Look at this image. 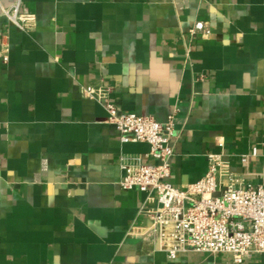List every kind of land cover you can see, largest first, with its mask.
Masks as SVG:
<instances>
[{"label":"crops","instance_id":"0c3cea01","mask_svg":"<svg viewBox=\"0 0 264 264\" xmlns=\"http://www.w3.org/2000/svg\"><path fill=\"white\" fill-rule=\"evenodd\" d=\"M89 85L159 122L177 110L173 185L213 152L219 190L264 183V0H0V264H264L160 249L157 193L120 185L121 157L154 163L150 146L122 142Z\"/></svg>","mask_w":264,"mask_h":264},{"label":"built area","instance_id":"2783aa9c","mask_svg":"<svg viewBox=\"0 0 264 264\" xmlns=\"http://www.w3.org/2000/svg\"><path fill=\"white\" fill-rule=\"evenodd\" d=\"M18 28L31 30L35 15L23 13L18 5L5 11ZM208 22L196 21L191 35H208ZM8 61L7 53H3ZM83 96L96 100L106 111V121L116 126L121 141L147 143V157H121L124 174L120 185L126 190L154 191L159 205L147 214L153 221L152 233L160 249L170 258L196 251L215 255L225 253L234 263H242L255 254H264V183L236 187L231 182L219 190L218 176L224 165V154L208 155L205 175L196 182L177 187L169 182L174 155L173 139L176 129L175 109L167 121L159 122L152 115L121 111L110 97V88L85 86ZM257 154V148L252 150ZM246 160V157L244 158Z\"/></svg>","mask_w":264,"mask_h":264}]
</instances>
